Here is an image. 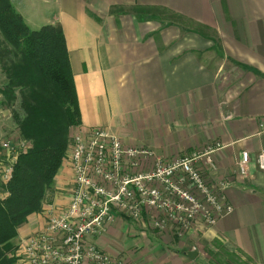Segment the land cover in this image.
I'll list each match as a JSON object with an SVG mask.
<instances>
[{"label": "crops", "instance_id": "0c3cea01", "mask_svg": "<svg viewBox=\"0 0 264 264\" xmlns=\"http://www.w3.org/2000/svg\"><path fill=\"white\" fill-rule=\"evenodd\" d=\"M50 4L55 10L49 24H60L65 37L80 113L77 126L84 133L105 128L124 145L149 148L165 160L218 143L209 153L215 169L203 158L197 165L210 185L227 182L225 195L233 206L215 225L181 237L116 217L96 244L120 257L134 255L122 257L130 264H234L231 257L236 264L245 258L264 264V170L253 161L264 153V0ZM134 6L165 8L192 23L140 20L130 11ZM243 151L252 159L240 176L235 163ZM70 175L63 162L52 199L44 198L42 205L67 202L60 190ZM42 221L39 212L30 215L18 236L38 230ZM129 222L126 242L122 231ZM194 248L196 256L189 258Z\"/></svg>", "mask_w": 264, "mask_h": 264}, {"label": "built area", "instance_id": "2783aa9c", "mask_svg": "<svg viewBox=\"0 0 264 264\" xmlns=\"http://www.w3.org/2000/svg\"><path fill=\"white\" fill-rule=\"evenodd\" d=\"M30 147L21 135L5 138L0 148V199L2 186L12 177L18 155ZM209 147L165 160L149 148L124 145L105 128L84 133L70 128L63 162L71 175L65 188L66 203L42 205V226L15 241L14 264H130L101 249L95 240L116 217L130 219L142 229L183 236L194 226L210 227L233 212L225 191L227 182L210 185L198 167L203 158L214 170ZM250 155L243 151L235 172L246 175ZM253 161L264 170V153Z\"/></svg>", "mask_w": 264, "mask_h": 264}, {"label": "trees", "instance_id": "16d2710c", "mask_svg": "<svg viewBox=\"0 0 264 264\" xmlns=\"http://www.w3.org/2000/svg\"><path fill=\"white\" fill-rule=\"evenodd\" d=\"M118 10L122 9L110 11ZM130 11L140 20L192 23L161 7L134 6ZM0 32L13 67L12 81L3 93L17 99L13 88L19 87L20 113L14 115L20 135L30 142L18 155L12 177L3 187L6 195L0 199V264H14L18 228L41 210L63 163L70 128L80 124V113L60 24L31 29L10 0H0Z\"/></svg>", "mask_w": 264, "mask_h": 264}, {"label": "rangeland", "instance_id": "374dc122", "mask_svg": "<svg viewBox=\"0 0 264 264\" xmlns=\"http://www.w3.org/2000/svg\"><path fill=\"white\" fill-rule=\"evenodd\" d=\"M51 1L52 0H10L16 11L22 15L23 19L31 29H38L40 26L44 24H49L52 14L55 10L52 4L49 5V2ZM6 52H7V46L0 32V148H1V143L5 138L14 139L16 136L20 135L19 128L17 126L16 118L14 115L15 112L20 113L18 107L19 87L13 88L15 95L18 96L17 99H12L9 95L7 96L3 93L7 88V85H9L10 81H12L11 74L13 71L12 62L11 60L8 59L10 55L7 56L8 54H6ZM203 152L204 151L200 153ZM201 160L202 158L199 159V161ZM46 197L45 198L47 200L52 199L51 198L52 194L50 191L47 192ZM120 218L122 220L124 219L121 216ZM130 227L131 224L129 222L127 223L126 228H124L122 231V236H124L123 238H127L126 242L130 241L131 239V237H129ZM201 227L205 228L204 226ZM120 228L122 229V227ZM197 228H199V226L197 227L194 226L190 230H187L185 234L194 232L195 230H197ZM173 236L174 235H172V237ZM192 251H196L195 248ZM129 254H135V251L131 253L129 252ZM120 255H122V257L125 259L126 258L129 259V257L130 258L134 257V255L131 256L124 255V253L122 254L120 253ZM219 259L225 261L226 256L222 255L219 257ZM237 264H249V261L245 258V259H241Z\"/></svg>", "mask_w": 264, "mask_h": 264}, {"label": "water", "instance_id": "95a60500", "mask_svg": "<svg viewBox=\"0 0 264 264\" xmlns=\"http://www.w3.org/2000/svg\"><path fill=\"white\" fill-rule=\"evenodd\" d=\"M196 251H189V252H187V256L189 257V258H194L195 256H196Z\"/></svg>", "mask_w": 264, "mask_h": 264}]
</instances>
